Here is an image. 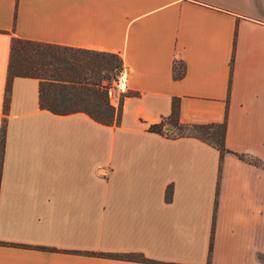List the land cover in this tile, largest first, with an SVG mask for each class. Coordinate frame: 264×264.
I'll return each instance as SVG.
<instances>
[{
    "label": "crops",
    "instance_id": "1",
    "mask_svg": "<svg viewBox=\"0 0 264 264\" xmlns=\"http://www.w3.org/2000/svg\"><path fill=\"white\" fill-rule=\"evenodd\" d=\"M12 36L117 53L118 122L40 107L25 75L4 111ZM173 96L264 161V0H0V264H264V168L148 130Z\"/></svg>",
    "mask_w": 264,
    "mask_h": 264
},
{
    "label": "trees",
    "instance_id": "2",
    "mask_svg": "<svg viewBox=\"0 0 264 264\" xmlns=\"http://www.w3.org/2000/svg\"><path fill=\"white\" fill-rule=\"evenodd\" d=\"M232 57H230V64ZM120 56L112 51L74 47L36 39L12 36L9 43V56L3 94V110H6L10 81L14 75L33 76L38 80V104L55 113L82 110L94 120L117 123L120 105L113 107L106 96V87L120 64ZM184 64L180 59L172 62V76L180 77ZM170 124L173 129H163ZM225 118L221 121L205 123L181 122L178 120V98H171L169 115L158 122L149 123L148 130L175 135L195 136L216 147L219 157L231 152L237 157L264 168V161L245 152L230 150L224 144ZM4 132V117L0 124V163ZM173 136V135H172ZM169 188L166 187V197ZM211 243L209 241L208 254ZM99 255L146 260L138 252H93Z\"/></svg>",
    "mask_w": 264,
    "mask_h": 264
},
{
    "label": "built area",
    "instance_id": "3",
    "mask_svg": "<svg viewBox=\"0 0 264 264\" xmlns=\"http://www.w3.org/2000/svg\"><path fill=\"white\" fill-rule=\"evenodd\" d=\"M127 74V66L121 60L106 87L107 100L115 108L120 105L122 96L127 92Z\"/></svg>",
    "mask_w": 264,
    "mask_h": 264
},
{
    "label": "rangeland",
    "instance_id": "4",
    "mask_svg": "<svg viewBox=\"0 0 264 264\" xmlns=\"http://www.w3.org/2000/svg\"><path fill=\"white\" fill-rule=\"evenodd\" d=\"M165 125H170V124H167V123H165L163 126H165ZM173 129V128H172ZM168 135H175V132H170V133H167Z\"/></svg>",
    "mask_w": 264,
    "mask_h": 264
},
{
    "label": "water",
    "instance_id": "5",
    "mask_svg": "<svg viewBox=\"0 0 264 264\" xmlns=\"http://www.w3.org/2000/svg\"><path fill=\"white\" fill-rule=\"evenodd\" d=\"M164 128H166V129H171L172 126H170V125H165Z\"/></svg>",
    "mask_w": 264,
    "mask_h": 264
}]
</instances>
